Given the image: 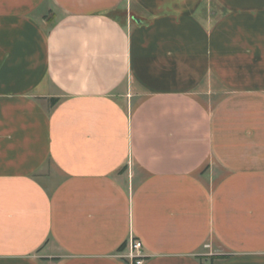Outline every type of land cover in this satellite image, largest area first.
I'll list each match as a JSON object with an SVG mask.
<instances>
[{"label":"crops","instance_id":"1","mask_svg":"<svg viewBox=\"0 0 264 264\" xmlns=\"http://www.w3.org/2000/svg\"><path fill=\"white\" fill-rule=\"evenodd\" d=\"M133 241L264 264V0H0V264Z\"/></svg>","mask_w":264,"mask_h":264},{"label":"built area","instance_id":"2","mask_svg":"<svg viewBox=\"0 0 264 264\" xmlns=\"http://www.w3.org/2000/svg\"><path fill=\"white\" fill-rule=\"evenodd\" d=\"M130 250L129 258L133 261V264H144L145 256L143 254V245L140 241H133L127 245Z\"/></svg>","mask_w":264,"mask_h":264},{"label":"trees","instance_id":"3","mask_svg":"<svg viewBox=\"0 0 264 264\" xmlns=\"http://www.w3.org/2000/svg\"><path fill=\"white\" fill-rule=\"evenodd\" d=\"M55 102H57V101L55 100ZM124 247H125V246H124ZM124 247H123V248H124ZM222 258H224V257H211L212 260H217V259H222Z\"/></svg>","mask_w":264,"mask_h":264},{"label":"rangeland","instance_id":"4","mask_svg":"<svg viewBox=\"0 0 264 264\" xmlns=\"http://www.w3.org/2000/svg\"><path fill=\"white\" fill-rule=\"evenodd\" d=\"M138 105V102H135L133 106H137Z\"/></svg>","mask_w":264,"mask_h":264}]
</instances>
